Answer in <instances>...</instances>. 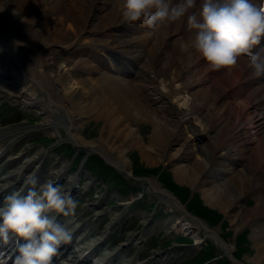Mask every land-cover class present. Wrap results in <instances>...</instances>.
<instances>
[{
  "label": "bare ground",
  "instance_id": "6f19581e",
  "mask_svg": "<svg viewBox=\"0 0 264 264\" xmlns=\"http://www.w3.org/2000/svg\"><path fill=\"white\" fill-rule=\"evenodd\" d=\"M20 1L0 0V28L5 29L16 43L18 40L23 44L17 48L18 58L7 49V54L0 56V93H3L0 96L18 97L25 109L42 111L49 118L52 115L54 122H61L57 125L65 127L68 139L88 150L100 152L117 169L128 173L126 156L122 149L113 146L112 136L101 137L104 141H86L77 132L78 117L72 119L67 110H77L82 103L94 108L102 102L110 103L103 108L108 124L112 127L121 121L122 127L116 128L115 133L122 130L128 137H124V143L128 147L137 146L149 164L158 160V154L152 144L146 145L134 135L137 132L127 120L137 116L151 120L153 142L162 144V141L169 142L171 137L179 145V151L196 157L192 170L188 171L183 165L176 167V178L202 188L208 205L229 211L235 208L236 216L232 214L231 218L233 228L251 227L255 255L248 261L264 264V186L258 175L264 171V72L259 69L260 61L264 59V29L253 37L252 55L246 57L231 48L234 39L227 34L230 32L218 29L214 0H24L22 7ZM238 1L223 0L225 12L235 21L252 28L257 14L250 16L249 5ZM40 19H44L45 28L38 31ZM2 23L6 27H2ZM215 28L218 33L213 35L211 30ZM217 42L228 45L229 51L224 52ZM241 42L245 46V39ZM81 45L86 46L85 51L79 48ZM108 46L127 59V56L133 57L138 63L143 60L136 73L140 78L149 77V84L120 76L118 60L108 54ZM8 59L20 64L23 78L34 82L42 91L41 95H35V89L30 91L31 88L22 87L25 80L17 75ZM128 64L125 67H129ZM150 73L153 75H148ZM5 80L16 86L13 91L3 89L1 83ZM84 89L90 94L89 98L84 95ZM166 93H169L168 97ZM156 103L160 105L155 107ZM23 131L30 129L17 126L0 129V157L9 147V144H3L5 135L14 138ZM205 136L212 138L210 144L203 143ZM109 148H115L112 150L117 152V160L112 158ZM236 157L243 164L240 168L232 162ZM29 166V160L20 162L17 168L6 173V165H0V223L4 220L6 228L16 226L20 235L21 230L26 229L32 234H45L40 242L53 244L58 243L56 234L61 228L66 235L74 232L75 237L61 247L65 249L61 257L68 259L66 264H138L126 258L117 261L119 249L110 247L103 236L111 230L106 227L102 234H95L89 225H85L86 221H79L81 215L71 216L61 205L50 201L49 191L46 193L48 206L40 204L36 209L37 227L32 226L33 220H24L25 212L20 211L30 199L32 178L29 177L33 165L28 169ZM22 170L26 172L19 180L18 188L21 190L28 181L24 192L15 188L16 178ZM50 170L47 175L50 177L48 183H54L52 188L62 187L64 196L76 188L75 183L67 182L65 171ZM79 176L77 174V178ZM147 183L158 193L163 192L158 197L166 201V210L172 205L182 208L169 199L158 184L149 179ZM247 196L253 200L252 206L243 203ZM5 201L11 203L10 208ZM144 216V222L150 225L149 215ZM22 221L23 226L20 225ZM164 223L170 226L172 234L188 233L195 240V248L198 247L197 227L175 215ZM204 233L206 237L216 239L226 253H231L234 242L223 243L214 230ZM137 242L138 237H134L130 243ZM18 248L19 245L13 246L16 253L13 258L18 259L19 264H41L42 260L34 258L33 254L30 259L25 258L24 251ZM5 256L1 257L0 264ZM55 261L51 258L49 264H59Z\"/></svg>",
  "mask_w": 264,
  "mask_h": 264
},
{
  "label": "rangeland",
  "instance_id": "374dc122",
  "mask_svg": "<svg viewBox=\"0 0 264 264\" xmlns=\"http://www.w3.org/2000/svg\"><path fill=\"white\" fill-rule=\"evenodd\" d=\"M8 1L15 2L16 0H8ZM23 1L24 0L20 1L21 7L23 6L22 4ZM76 1L77 0H74V2ZM218 1L220 2L221 0H218ZM220 9H222L221 4H220ZM252 13L253 12L250 10L249 14L252 15ZM23 15L25 14L22 13V16ZM218 15H222V16L225 15L229 17L224 11L219 12ZM22 16L20 15V19ZM258 22L259 21H254L255 25L254 27H252V29H254L255 31H257V29L261 27L260 23ZM134 23L140 24V22L138 21H134ZM1 26L6 27V25H4L3 23ZM44 28H45L44 19H40V25L37 26L36 30L39 31ZM0 29L4 31V29L2 28ZM125 30L126 29H124L123 31L125 34H127ZM84 47H85L84 45L79 46V48H82L83 51H85ZM137 49L142 50L144 52L143 48L141 47H138ZM111 53L116 55L117 57L120 56L119 53H116L113 51H111ZM139 62L142 63L143 60ZM136 63H137L136 59L131 57V64L135 68V70L137 69ZM92 64H95V62L92 61ZM124 75H121V76H123V78L127 80H133L135 82L138 81V83H141V84H147V82L145 81L142 82V80L135 77V74H133V72L131 71L125 73ZM150 75H152V73ZM1 85H3V89L7 90L8 92L11 90L13 91V88L16 87L13 83L7 80L2 81ZM73 86L74 88H76L75 85ZM22 87L32 88L31 90L35 89V93L39 94V90L33 82L27 81V83L23 85ZM84 91H85L84 95H86V97L89 98L90 94L87 92V89H84ZM168 95L169 93H166V96ZM108 102H111V101H108ZM20 104H21V99L18 97H15V98L14 97L13 98H2L1 97L0 98V129L2 127H7L11 125H19V124H21L22 126H28L30 127V129H32L28 137H26L25 139H22L23 140L21 141L22 148L20 150H23V149L28 150V149H33V148H40V149L44 148L45 150L49 152L48 156L50 157H48V159L46 158L45 164L43 168L39 171V173H42L46 169H50V167H53V166L55 169H60L63 166H66L67 167L66 169L69 170V168L70 169L72 168V170H74L79 166V162H81L83 158H85L87 155H91L92 152H94L93 150L91 151L87 150L86 147H77L71 140H69L66 137L67 133L65 131L58 129L60 130L61 135L55 132L54 128L48 125V123H50L49 118H47L44 114H41L39 111H36L34 109L33 110L31 109L30 111L29 110L25 111L23 110L22 106L19 107ZM109 104L110 103L102 102L95 108L93 105L83 104L82 106L79 105L77 110H70V109L67 110L68 113H70L73 116L72 119H74V117L75 118L78 117L77 119L78 120L77 121L78 134L82 136L86 141L102 140L101 137L108 138L109 136H112L110 140L113 142V146H115L116 149H122L123 154L126 156V159H127L126 169L127 168L130 169V172L131 170H133V172L137 175L139 173L140 175L147 174V176L154 178L158 174V172H160L159 171L160 166L161 165L164 166V169L162 170V172H160L159 178H158V183L160 187L161 186H164V187L172 186L177 192V194L179 195L180 199L184 202H187L188 206L192 208L195 212H197L198 214H201L202 216H204V218L206 217V218H209L210 220H213L214 222L219 220L220 226L214 225L212 228L215 227L218 231H220V234L223 236V239H225L226 242L230 243L231 241L234 242L235 240L234 242L235 245L232 246L233 248L232 253H237V256H239L240 261L246 264H252L248 261V258H251L255 255L253 241L250 237L251 227L250 225H244L242 227H239L238 229L233 228V222L231 221V218H233L232 214L236 216L235 211L237 212V210L234 208V210L229 211L228 209H224L221 206H217V205L210 206L205 201V197L202 193V188H199L197 186L193 187L191 184L189 185L188 183L184 181L176 180V167L179 165H183L186 167L188 171L192 170L194 167V160L196 157H189L185 155L184 153H182L183 151L181 150L179 151L178 150L179 145L176 142L172 141L171 137L168 140L169 142L162 141V144H157L153 142L151 138H152V132H153L154 125L151 120H148L147 118L141 117V116L128 118L127 122L137 132V134L133 132L134 135H138L144 144L146 145L152 144L154 151L158 154V160L155 163L149 164L142 158L137 146L128 147L127 144L124 143L126 139H128V137H125L127 135H124V133H122L123 132L122 130H120L118 133H115L116 128L118 129L122 127V125L120 124L121 121H118L117 123L113 124L112 127L108 124L109 121L107 120V117H106V110L103 108L104 106L108 107ZM159 105H160L159 103L154 104L155 107H158ZM58 114L60 115L59 111H58ZM17 118H19L20 121H15ZM121 119H123L122 116H121ZM30 123L33 125L29 126L31 125ZM42 137H50V140L44 141L41 144H36V142H38V140ZM211 139H212L211 137L205 136V138H203L202 141L203 143L210 144ZM104 140L105 139H103L102 141ZM67 143H71L72 145H74L73 146L74 148L69 147L68 145H63ZM64 146L69 147L71 150H74V153L72 151H69L67 155H64V156L60 155V151H64L63 150ZM112 149H115V148H112ZM112 149L109 148V150H111V153H112L111 154L112 158L117 160L118 154L116 151H113ZM75 150H79L78 155H80V160L71 166V162H72L71 158H72V155L76 153ZM105 164L107 163L105 162ZM236 166L238 168L241 167L239 166V163H237ZM89 167L93 171L99 170V174L101 176H105L107 174V171H105L102 165L96 160L91 162ZM86 172L87 173L81 176V178L83 177V180L81 182V185L77 187L76 189L77 194H75V198L73 199V202H71V205L68 206L70 210L67 212L71 214L79 213L82 217V220L84 221L88 220V223L93 225L96 228L97 232H101L104 226L108 222H110L116 214L114 213V208L110 206V203L113 202L111 200H113V195L115 193L114 191L105 187L107 182H110L111 180L109 177L103 178L100 180L99 179L100 177L94 178L88 171ZM220 172L222 173L223 170H221ZM125 173L121 171H117V170L116 172H114L116 177L123 175L124 180H125L124 181L125 183H122L121 181H119L120 184L123 186H121V188H119L118 190L116 189L118 191L116 193L121 198L128 197L136 193L133 191L128 193L129 189L126 186L130 188H137V186H139V183L137 181L134 180L135 181L134 183L132 178L130 177L131 178L130 179ZM258 175L264 186V171L259 172ZM89 184L91 186H89ZM188 197L189 199H187ZM95 199L100 200L101 202L94 209L93 207L87 204L91 201H94ZM199 199H202V201L199 202ZM242 201L244 204H247L248 206L250 205L252 206L254 204V202H252V199L248 196L245 197ZM148 203L149 202L144 201L143 203H139L138 205L135 204V206L139 209L141 207H146V204ZM132 209H136V208L127 209L126 206H122V210H124V213H125L123 214L124 217L122 219L117 220L118 222L115 223L110 235L107 238L108 243H110L111 246H116L118 244H121L122 242L125 241V239H128L130 235L137 232L135 230L138 229V227L131 230V228L135 226L133 224L132 218H129L130 217L129 212ZM94 210H96L97 213H101V215L99 216L100 220L96 219L95 217H92V216H95L93 214ZM172 211L174 212V209H172ZM175 212H177V210ZM176 215H179V214L176 213ZM181 217L185 219L186 221H189L190 224L192 222L193 225L199 226L196 223V221H194V219H190L184 214H182ZM199 236L201 240L202 238L204 239L205 235H203L202 231H200ZM174 237H177V235L176 234L173 235L168 231L166 232V230L160 231L157 234L155 233L151 235L150 238L145 242L144 244L145 246L140 243L137 245L123 247L122 252L119 254L117 261L121 262L122 260H124V258L126 259L134 258V260H137L140 264H163L162 261L156 258L154 259L150 258L151 251L159 249L156 247V244H159L162 241L163 242L171 241L169 244L174 245L175 243ZM205 241H209L211 243V250L214 252V254H218V252L220 251V248L217 247L215 242L212 239L207 238V237L203 241V243ZM162 245L165 246L166 244L162 243ZM188 249H189L190 255L187 256L185 254L177 253L176 257H171L168 263L166 264H182V261L185 258L186 259L188 257L191 258L195 254V251L189 248L188 246H185L184 249L178 250L176 252L183 251L185 253V251ZM222 257L227 258V256H222ZM218 261H222V263L225 262L227 264L226 260L223 261L222 258H219ZM208 264H213V263L210 262ZM256 264H262V263L257 262Z\"/></svg>",
  "mask_w": 264,
  "mask_h": 264
}]
</instances>
